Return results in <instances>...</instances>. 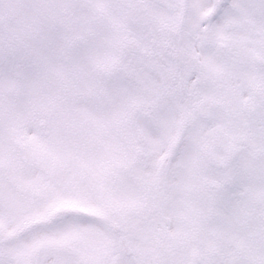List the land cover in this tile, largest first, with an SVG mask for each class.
Segmentation results:
<instances>
[{
	"label": "snow or ice",
	"instance_id": "obj_1",
	"mask_svg": "<svg viewBox=\"0 0 264 264\" xmlns=\"http://www.w3.org/2000/svg\"><path fill=\"white\" fill-rule=\"evenodd\" d=\"M0 264H264V0H0Z\"/></svg>",
	"mask_w": 264,
	"mask_h": 264
}]
</instances>
